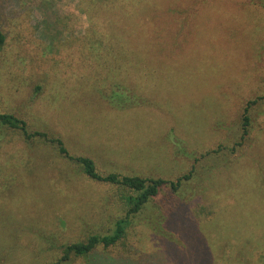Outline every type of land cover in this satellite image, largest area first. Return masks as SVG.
Listing matches in <instances>:
<instances>
[{
	"label": "rangeland",
	"instance_id": "374dc122",
	"mask_svg": "<svg viewBox=\"0 0 264 264\" xmlns=\"http://www.w3.org/2000/svg\"><path fill=\"white\" fill-rule=\"evenodd\" d=\"M0 31V113L39 132L0 125V264H264V0H0ZM75 157L179 186L58 263L127 209Z\"/></svg>",
	"mask_w": 264,
	"mask_h": 264
},
{
	"label": "trees",
	"instance_id": "16d2710c",
	"mask_svg": "<svg viewBox=\"0 0 264 264\" xmlns=\"http://www.w3.org/2000/svg\"><path fill=\"white\" fill-rule=\"evenodd\" d=\"M4 40L5 36L0 31V51L4 44ZM262 98H264V95ZM253 102L254 101L249 102L247 107ZM247 107L245 108V114L242 121L244 132L247 131V125L249 123L248 115H246ZM0 125L20 130L26 139L30 138L36 133H39L37 131L29 132L26 129V123L24 120L19 119L18 117L9 113H0ZM58 143L60 144V141H58ZM59 152L65 156H68L66 149L63 147H60ZM74 159L76 162L82 164L84 171L90 178L105 183L119 185L122 188L127 189L129 191V193L125 195L127 209L125 211V216L116 220L114 229L110 234H89L81 241L64 245L62 251L63 253L61 258L58 260V263L68 259L71 254L76 256H87L89 252H91L98 245L108 248V246L116 244L125 236L126 228L131 223V217L135 215L152 197L158 193L159 188L162 185L169 183L173 190H177L180 182L165 181L160 178L140 177L136 175H119L117 173L100 174L98 171H96L91 159L86 157H75Z\"/></svg>",
	"mask_w": 264,
	"mask_h": 264
}]
</instances>
